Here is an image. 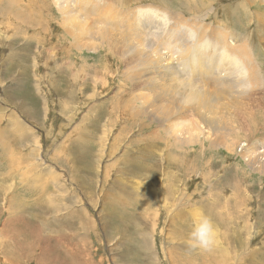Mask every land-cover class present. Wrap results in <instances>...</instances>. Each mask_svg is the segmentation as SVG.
<instances>
[{
  "label": "rangeland",
  "instance_id": "374dc122",
  "mask_svg": "<svg viewBox=\"0 0 264 264\" xmlns=\"http://www.w3.org/2000/svg\"><path fill=\"white\" fill-rule=\"evenodd\" d=\"M94 1L97 0H67L70 5L66 9L73 7L76 12L80 8L91 11ZM98 4L100 7L103 4L111 6L108 10L121 23L129 12L137 14L141 9H146L149 17L155 20L154 13L162 14L163 17L155 25V32L164 31L169 38L178 33L179 27L183 28L181 22L193 21L197 28L191 26L183 29L189 44L202 42L203 45L208 42L214 47L218 62L223 57L225 47H238L233 55L236 61H232V64L224 60L219 72L215 70V77L235 79V83L242 81V86L227 92L220 90L214 83L203 82L167 89L170 96H165L164 105L168 110L176 112L189 109L181 114L182 119L187 121L186 125L179 126L185 132L184 137H187L184 146L172 139L179 127L170 129L171 125L158 124L154 119L145 120L142 132H137L136 126L129 133L122 132L124 138L127 134L130 139L138 138L136 147L134 145L132 149L134 152L141 147L142 153L144 150L151 151L157 156L155 161L160 171H157L156 179L135 176L134 173L123 175L118 172L119 169L104 174L97 168L96 157L94 174L91 169L86 174L84 164L75 166L77 171H74L71 165L74 162L72 158L75 160L78 154L75 145L77 138L88 135V129L82 130L87 126L83 128L80 125L82 116L88 113L92 104L103 102L99 111L105 114L101 122L104 124L105 119H109L107 112L111 107V99L115 97L117 102V96L121 92L125 93L123 90L131 89L133 96L150 93L144 89L133 90V84L125 80L127 74L140 75L146 67L138 63L137 59L133 61V52L128 51L127 43L119 44L116 36L111 37L121 51L112 54L104 45L100 47L101 39L95 32L116 29L119 22L105 26L96 21L95 15L84 16V26L93 27L90 28L93 38L87 41L92 48L78 51L72 49L71 39L63 32L66 28L70 30L75 23L69 18L63 19L65 16L58 12L53 0H0V128L4 126L0 129V264H203L207 253L193 249L189 244L192 222L199 212L209 216L219 229L217 246L220 247L215 250L227 254L225 248L228 247L237 254H228L227 262L223 259L221 264H264V173L263 170H250L244 157L252 154L256 160L264 163V0H102ZM80 13L84 14L82 11ZM136 28L140 29L138 24ZM231 30H235L242 38L241 43L237 42L238 46L223 36ZM89 36H83L85 42ZM181 36L178 33L175 39ZM95 37L98 38L95 40ZM179 42L178 39L176 44ZM146 44L148 49L145 54L150 61L156 58L152 45L160 43L148 41ZM246 50L245 56L243 51ZM117 57L123 63L117 61ZM67 63L72 65V74L78 78L77 87L73 88L78 101L74 104L67 100L61 101L65 99L52 90V86L64 77ZM81 64L86 66L83 71L78 70ZM250 64L249 69L246 66ZM157 65L149 62L148 71L141 74L140 85L144 76L150 77L153 83L160 77L167 81L175 79L163 76ZM90 67L98 70L99 80L102 78L97 86L90 80ZM192 69L193 66L189 72ZM21 71L25 75L23 78L19 74ZM57 71H60L59 76ZM210 71L212 77L214 69ZM103 82L105 87H102ZM91 94L95 95L93 99L89 97ZM222 102L236 103L235 107L221 109L219 103ZM206 103L216 108L214 115L206 113ZM139 105L135 102L134 108ZM233 111L240 112L238 115L241 120L236 124L226 119ZM222 113L226 118L221 117ZM93 115L88 119L92 120ZM120 117L116 119L110 137L115 133L113 136L118 135V129L126 116ZM126 120L128 128L136 123V120L127 117ZM186 128L196 131L190 133ZM25 130L38 141L40 149L37 154L31 152L35 146L32 140L18 145L12 137L13 134L23 136ZM97 133L95 131L94 135ZM110 137L107 135L104 140L100 165L104 164L102 161L107 144L112 142ZM143 137L148 139L145 144L153 142L155 150L142 148L145 147L141 140ZM151 137H155V140H149ZM5 145L9 146L7 153L1 151ZM22 147L26 151L23 152ZM22 153L25 163L21 168H16L21 163L17 155ZM165 157L170 159L168 162L171 164L179 166L164 170L165 162L162 163L161 159ZM86 158L89 163L90 154ZM19 171L27 174L23 176ZM166 171H169L167 175L173 174L176 181L168 182L164 175ZM142 173L148 175V172ZM89 174L92 175L93 183L87 190L78 184V180ZM103 174L105 183L101 182ZM36 176L38 184L42 185L45 205L50 204L54 195L65 199L66 193L57 189L60 184H65L67 192L74 191L72 195L77 199L74 206L86 214L84 222L87 231H81L78 223L68 224L72 230L65 227L68 218L62 212L58 214V220L49 218L54 214L46 215L51 228L46 230L47 225L39 231L40 237L37 231L34 233L30 215L25 219L21 214L27 211L26 204L35 199L31 193L35 186L32 189L28 187L32 184L27 177ZM135 177L138 181H134ZM123 178L139 183L140 187L125 182ZM112 179L116 180L110 184ZM168 189L174 192L173 197ZM10 205L15 209L17 206L22 207L18 210L20 214H15V209ZM48 207L53 211L54 205ZM98 212L102 215L104 228L97 224ZM92 223L96 226L92 227ZM61 237L65 242L59 244ZM247 255H252L251 262L246 258Z\"/></svg>",
  "mask_w": 264,
  "mask_h": 264
},
{
  "label": "bare ground",
  "instance_id": "6f19581e",
  "mask_svg": "<svg viewBox=\"0 0 264 264\" xmlns=\"http://www.w3.org/2000/svg\"><path fill=\"white\" fill-rule=\"evenodd\" d=\"M53 1L57 5L58 12L65 16V18H63V19L69 18L71 21H73V23H75L74 25H72V28L70 30L67 28L65 30H63L65 35L71 39L70 40L71 41V47L73 50L80 51L83 49V50L88 51L89 49L92 48L91 47L92 45L90 43H88L87 41L91 40L93 38L91 29H90L93 27L84 26V23L86 21L84 16L87 17V15H93V16L95 15V16H97L96 21L105 25V26H107L111 23H114V22H119L121 24V27L119 24L118 28H116V29L108 28L107 30L102 29L100 32H98L96 30H95L96 32L94 31L96 34H99L98 37H99V39H101V42L99 43L101 45L100 47H102V45H104V48H106L110 53L114 54V53H117L121 50L118 49L116 43L114 44L115 41H114V39H112V37L116 36L119 40L118 41L119 44H122L123 42H124L123 44L127 43L126 48H128V51L133 52V55H132V57H134L133 61H136L135 59H137L138 63L145 66L146 69L142 73L140 72V75H139V73L138 74L134 73V75H132V76L127 74V76L125 77V80L127 81V83H129V81H130L133 84V87H134L133 90H136V91L139 90L140 91V90L144 89L145 91L150 92L147 94L143 93V94L138 95V96H133L131 89H128L127 91H126V89L123 90V91H125V93L123 94L121 92V94H119V96H117V102L115 100V97L111 99V102H110L111 107L109 108V110L107 112V115H109V119H105L104 124H102L101 122H103V116L105 114L100 113V111H101L100 107L103 105L102 104L103 102H100L99 105L98 104H92L91 105L92 107L88 108V113L85 112L86 114L82 116L81 122H80V125L82 124L83 128L87 126L86 129H82V130L86 131L88 129V131H87L88 135L86 134L87 137H85V138H83L81 136H79L77 138L75 145H76V151L78 154H77V157L75 158V160L72 158V161H74V162H72V165H71V168H73L74 171H77V169H75L76 168L75 166H79L80 164H84V169L86 170L85 171L86 174L89 173L90 169H91V172H93L94 171V165H95L94 159L96 157L97 168L100 169L102 171V173L104 171V174H107L112 170L116 171L117 169H119V171L118 170L117 171L122 173L123 175H127V173H129V174L134 173L135 176H140V177L143 176L144 178H148L151 176V178L156 179L158 176V172L160 171V167H159V165L156 164V161H155L157 156L155 154H153V152H151L150 150H149L150 152L144 150V152L142 153L141 147H139L138 149L136 148V152H134L135 150L133 151L132 149H133L134 145H135L134 147H136V144L138 143V138H136L137 140L132 139V138L130 139L127 137L128 134L124 138L125 135L122 132L125 131V132L129 133L130 131H132V129L135 126L137 128V132L141 131V129L143 127L142 124H144L146 119H152V120L154 119L155 122L157 120L158 124L167 123V125H171V126H169L170 129L171 128H178L179 126H181V127L185 126L187 121L182 119L181 114L189 111V109H185L183 111H176V112L168 110L167 107L164 105L165 96L167 98L170 96V93H167V91H168L167 89H174L177 87H182L183 84L184 85H196V84H200L203 82L214 83L216 86L220 87V90L222 89V90L227 91V92L233 90L234 88H236L240 85L242 86V81H241V83H239V82L235 83L233 81L235 79L228 80L229 78L222 79L221 77H219V78L215 77V70H217L219 72L220 66L222 63H224V60L228 61L229 63L232 61L233 62L236 61L233 58V55L235 56L236 52L238 51L235 48H238V47H233L235 50L233 48H230V47H225L226 49H225V52L223 54V57L221 58L220 62H218L216 56H214V53H215L214 47H212L208 42H206L203 45L201 44L202 42L198 43V44H189L190 42L186 38L187 37L186 32L183 29H185L186 27L191 28V26H193L194 28H197V24H195L191 20H186V21L181 22L183 25V28L179 27L177 29V32L179 34H182V36L175 39V37L178 35V33H175L172 38H169V36L165 35L164 31L155 32V25H157V22L159 20H161V17H163V15L154 13L155 18H157V20L151 19V17H149L150 14L147 13L146 9L139 10V12L137 14L129 12V14L126 15V17H125V20L121 23V20H118V17L116 15H112V13L108 10V9L112 8L111 6H109L107 4H105V5L103 4L102 5L103 7L99 6L98 2L100 3V1H102V0L94 1L95 3L92 4L93 8H91V11H85L84 8H80V11L84 12L83 15L80 13L79 10H77V12H76V9H74L73 7L70 8L69 10H67L66 8L70 5L69 3H68L69 5L67 4V0H63V1L62 0H53ZM6 7L8 8V6H6ZM6 7H4V8H6ZM72 15H74V16H72ZM135 21H137V22H135ZM137 24H138V28L140 27V29L136 28ZM109 31H113L114 33L109 32ZM86 34H89L90 36L85 39L86 40V42H85L83 39V36H85ZM223 36H224V38H226L227 40H229L230 42H233V43H237V42L241 43V41H242V38L239 37V35L235 32V30H231V32L229 34L224 33ZM98 37H95V40ZM197 37L201 38L200 36H197ZM178 39L180 42H179V44H176ZM148 41H155V42L160 43V45H162V47L158 44L152 45L153 50H154V57H156V58H154V59L151 58L150 61H148V59L146 58L147 55L145 54V50L148 49V46L146 44ZM238 43L235 46H238ZM171 44L173 45V47H170ZM97 49H99V48H97ZM92 50H94V49H92ZM223 51H224V49H223ZM243 52L246 56V53L248 51L246 50ZM191 54L193 56L191 58H189ZM253 55H254V53H253ZM125 56H127V55H125ZM118 57H121V56H118ZM118 57L116 60L117 61L120 60V62L123 63L122 60ZM237 59H239V58H237ZM149 62L159 64L156 66V68L160 71V73L163 76L169 77V78L174 77L175 79L172 81H167L163 77H160L156 83H153V81L150 77L144 76L142 79V82H141L142 85H140L141 74L148 71L147 68H149ZM233 62H232V64H233ZM234 65H236V64H234ZM18 66H20V65H18ZM81 66L82 67L78 68V70L83 71L86 68V66L85 65L83 66V64H81ZM192 66L194 69H192L191 72H189V70L191 69ZM227 66L225 65V67H227ZM55 67H57V64H55ZM246 67L250 69L251 64L249 67L248 66H246ZM94 68H93V70L91 69V67L89 69V72H92V75H90V80L93 82V85L97 86L99 84V82H102V78H101V80H99L100 78L99 79L97 78L98 70H96ZM132 68H134V67H132ZM212 68L214 69V74L211 77L210 74H212V71H210V70ZM235 68L237 69V66H235ZM23 70H25V67L23 68ZM227 70H228V68H227ZM184 72L187 73V75ZM228 72L230 73V71H228ZM222 73H223V71H222ZM226 73L227 72H225V74ZM229 73H228V75L230 76ZM237 73H238V71H237ZM19 74L22 76V78L25 76L22 71ZM56 74L59 76L60 71H57ZM148 74L151 75V71H149ZM63 75H64V77H62ZM63 75L60 76V78L62 77V79L61 80L59 79L60 81L55 83L52 86V90L55 91V94H59L60 97L65 99V100H61V101L65 102L67 100L73 104L77 103V101H78L77 100V94L75 92V89H73V88L77 87L76 82H78V78L72 74V65H70V63L66 64L65 71H64ZM248 76H249V74H248ZM210 77H211V79H209ZM222 77H224V76H222ZM225 77H227V75H225ZM241 77H244V75L242 76V74H241ZM234 78H236V77H234ZM251 78H253V76H251ZM242 80L245 81L244 78H242ZM171 82H173V84H169ZM254 82H257V81H254ZM80 83H82V82H80ZM102 87H105L104 82L102 83ZM158 90L160 92H158ZM156 92H158V93H156ZM154 94H155V98H154ZM123 95H125V96H123ZM94 96H95L94 94H91L89 97H90V99H93ZM135 102H138L140 104L139 106H135L137 110L134 108ZM235 103L234 102H231V103L226 102L225 104H223V102H222V103H219V106L221 109L226 107V106H234L235 107ZM239 105H240V103H239ZM80 108H82V107H80ZM205 108H206V113L208 115H214L215 114L216 108L213 105L209 106L208 103H206ZM190 112H192V111H190ZM239 113H240L239 111H238V113L233 111V113L227 115V118L222 113L221 117L226 118V119L229 118L230 122L236 124L239 120H241V117L238 115ZM28 114H30L29 111H28ZM92 114H94L93 115L94 118L92 120H89L90 119L89 116H91ZM117 114H119V116H117ZM121 115L126 116L128 119H131L133 121L136 120V123H134L135 125H133V126L131 125L128 128L126 126L127 124H125V122L127 123V120L125 117L123 120L124 122H122V120H121V122L123 124L122 123H121V125L119 124L120 127L118 129V132H119L118 135L113 136V135L117 134V133H115V134H112V137H110L109 133L112 131L113 125L116 124L117 118L121 119V117H120ZM13 122H14V120H13ZM138 122H139V124H138ZM150 126H151V124H150ZM3 128H4V126H3ZM166 128L168 130V127H166ZM161 129H163V127ZM186 129L189 130L188 128H186ZM184 130H185V128H184ZM92 131H93V133L91 134ZM95 131L98 132L96 135H94ZM193 131H196V129L189 130L190 133H192ZM3 132H5V130ZM24 132L25 133L23 134V136H21L22 139H20L21 137L19 135H15V134H13V136H12L13 139L16 141V143L18 145L25 144V142L27 144V142L29 140H32L35 143L34 147L36 149H34V147H33L31 152L34 154L35 153L37 154L38 150L40 149L39 146L37 145L38 141L35 140L32 137V134L30 132H28L27 130H25ZM83 133H85V132H83ZM177 133H178V135H177ZM184 133L185 132H183L179 127L177 132H176V136L172 138L173 142L178 141V143L181 146H184L185 145V139H187V137L186 138L184 137V135H185ZM11 134H12V132H11ZM107 135H109V137L111 139L110 141H112V142L107 144L108 146L105 148V151H104L105 158L102 161V162H104V164L100 165V163H101L100 161L103 158L102 157V151H103V146H104V140L107 137ZM150 135H152V134L150 133ZM154 135H155V132H154ZM178 136H182L183 138H178ZM191 136H193V135H191ZM130 137H131V135H130ZM153 138L155 140V137H151L149 140L152 141ZM141 140L144 141L145 147H142L143 149H146V148L154 149L155 148V146L152 145L153 142L150 143V141H149L148 143L145 144V141L148 140L147 137L146 138L143 137ZM23 141H25V142H23ZM155 144H157V141ZM171 145H173V144H171ZM177 146H178V144H177ZM120 147H121V149L119 150V153H118V149ZM171 147L174 148V146H171ZM24 148L25 147H22V149H24ZM8 149H9V146L5 145L2 147L1 151L3 153H7ZM139 150H141L140 153H139ZM183 150H185V149H183ZM22 151L24 152V151H26V149H24ZM240 151H241V154H243V147H241ZM115 152H117V154ZM89 154H90V161L91 162L89 161V163H88V161H86V159H87L86 156L87 155L89 156ZM17 156H18L19 161L21 163H19V161H18L20 167L16 166V168H21L22 165L25 163L24 155L22 153V154H19ZM168 156H169V154H168ZM40 157H41V155H40ZM244 157L247 158L246 165L248 168H250V170H252V171H256V170L262 171L263 170V173H264V163L263 162H259L258 160H256L255 156H253L252 154H250L249 156H244ZM257 159L260 160L261 158L258 157ZM168 160H170V159L167 157L161 159L162 163H163V161L165 162L164 170L165 169L172 170L173 168L179 166V165L171 164V162H168ZM68 161H69V159H68ZM159 161H160V159H159ZM68 163L70 164V161ZM64 164H66V163H64ZM143 171L148 172V175L143 174L142 173ZM167 172H169V171L164 172V175L167 176L166 180L168 182L176 181V179H174L175 178L174 175L171 173L167 175ZM20 173H21V175L24 176L26 172H20ZM248 173H250V172H248ZM93 174H94V172H93ZM104 174L101 176V179H102L101 182L102 183H105V177H103ZM245 174H246V172H245ZM89 176L85 175L83 177H80V180H78V184L81 187H85V189H87V190H90V187L92 186V183H93V180L91 181L92 175L89 174ZM250 176H252V174ZM247 177H249V176H247ZM27 178L30 179V181H28V182L30 184H32V185H29L28 187L32 189L35 186L33 189L34 191L31 192L34 195L35 199L33 202L30 201V204H28V203L26 204L27 211L25 209L26 212L24 214H21V215L25 219L30 215V217L32 218V221H33L32 225L35 227L33 229L34 233H36L35 231H37V235L40 237L41 235H40L39 231H42L44 228H46L47 225H48V228H46V230L51 228L50 227L51 225L48 223V221H50L49 218H51L52 220L57 219L58 214L62 213V212H64V214H65L64 217L67 216L66 218H68L67 224H65V227L67 226L68 229L72 230L73 228L70 227L68 224L78 223L80 226L79 229L81 231H84V229L86 231L88 230L86 225H85V222H84V219L86 218V214L84 212H79L77 210L76 206H74L76 203V200H77L76 197L74 195H72L74 193V191H71V192L68 191L69 192L68 193L67 189L65 187V184H60V186H57V189L62 193H66L67 196L65 197V199H62L61 196H59V195H54V198L53 199L51 198L52 201L50 200V204L46 203V205H45V201H44L45 196L41 192L43 190L41 188L42 185L38 184L39 182L37 181V176L36 177H27ZM124 179H125V182L133 184L136 187H140L139 183L132 181L133 179L131 180L132 182H130L126 178H123V180ZM135 179H136V177H135ZM115 180L116 179H112V182L110 184H113V181H115ZM119 180H122V178H120ZM134 181H138V180L136 179ZM27 183H25V184L28 185ZM168 190H169L170 195L173 197L174 192L172 193V191L170 189H168ZM151 193H153V192H151ZM234 194H235V192H234ZM180 195L182 196V193H180ZM64 201H66L65 204H64ZM48 205H51V207H52V205H54L53 211H51V209L48 207ZM10 207H11V205H10ZM20 208L22 209V207H19V206H17L16 209L14 208L15 214H17V215L20 214V212H18V210L20 211ZM23 211H22V213H23ZM178 213H180V212H178ZM49 214L50 215L54 214V215L49 216V218L46 217V215H49ZM98 214L99 215L97 216L98 217L97 224H99V226H101V228H104L105 223L102 220V215H100V212H98ZM181 215H182V213H181ZM94 225L92 223V227H94ZM33 226H31V228ZM76 236L78 237V235H76ZM82 238L84 239V236H82ZM64 242H65V240H63V238L61 237L59 244L64 243ZM146 242H147V240H146ZM227 245H229V243ZM219 247L220 246H216L214 248V250L211 252H204V253H207L205 256L207 258H205V262L203 264H221V261L223 259H224V261L227 260V255L230 253H232V255L237 256V254L234 253L233 250L229 249L228 247L225 248L227 251V254L225 252H223L222 250L217 252L219 250ZM215 249H218V250H215ZM246 258H248V260L250 262L252 261V255H247ZM82 259H83V257H82ZM113 264H115V263L113 262Z\"/></svg>",
  "mask_w": 264,
  "mask_h": 264
},
{
  "label": "clouds",
  "instance_id": "9594fccd",
  "mask_svg": "<svg viewBox=\"0 0 264 264\" xmlns=\"http://www.w3.org/2000/svg\"><path fill=\"white\" fill-rule=\"evenodd\" d=\"M218 237L219 229L212 219L203 212L197 213L189 233L190 247L203 252H211L217 246Z\"/></svg>",
  "mask_w": 264,
  "mask_h": 264
}]
</instances>
